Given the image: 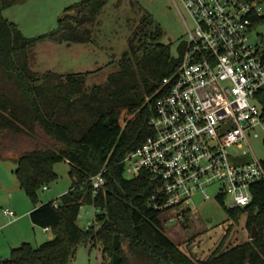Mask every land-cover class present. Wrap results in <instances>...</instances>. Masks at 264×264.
I'll list each match as a JSON object with an SVG mask.
<instances>
[{"label": "trees", "instance_id": "trees-1", "mask_svg": "<svg viewBox=\"0 0 264 264\" xmlns=\"http://www.w3.org/2000/svg\"><path fill=\"white\" fill-rule=\"evenodd\" d=\"M15 2L0 0V155L17 163L19 184L34 204L32 222L52 228L54 237L39 246L23 242L0 264H71L87 242L101 244L105 264H264V180L252 186L249 205L227 209L232 225L245 215L251 234L257 227V237L225 249L221 244L201 259L166 235L163 211L151 200L157 185L149 172L134 177L125 172L127 154L155 133L150 120L157 100L169 91L164 79L175 77L186 41L175 56L171 43L159 41L161 26L146 15L133 30L119 69L88 87L91 71L38 73L31 69L29 51L45 41L90 42L92 31L81 26L101 13L106 0L70 5L58 28L30 38L3 15ZM258 23H264V15ZM260 96L264 109V91ZM39 133L47 140L32 147L16 150L8 143L19 134ZM59 161L69 162L72 185L39 204L38 190L58 178ZM103 169L106 183L95 190L90 178ZM84 204L99 209L97 221L85 228L78 222Z\"/></svg>", "mask_w": 264, "mask_h": 264}, {"label": "built area", "instance_id": "built-area-1", "mask_svg": "<svg viewBox=\"0 0 264 264\" xmlns=\"http://www.w3.org/2000/svg\"><path fill=\"white\" fill-rule=\"evenodd\" d=\"M182 2L195 25L188 27L187 50L175 77L164 79L170 87L150 120L155 133L124 158L129 177L147 170L156 182L153 205L163 215L175 210L176 217L163 218L167 224L185 222L197 211L195 194L212 198L210 186H218L216 198L230 209L249 205L252 186L264 180V159L254 155L248 139L264 125V109L254 103L264 91V37L251 34L264 15V0ZM243 143L250 160L230 152ZM105 172L90 178L95 190L105 185ZM97 212L86 227L97 221ZM4 214L16 212L7 208Z\"/></svg>", "mask_w": 264, "mask_h": 264}, {"label": "rangeland", "instance_id": "rangeland-1", "mask_svg": "<svg viewBox=\"0 0 264 264\" xmlns=\"http://www.w3.org/2000/svg\"><path fill=\"white\" fill-rule=\"evenodd\" d=\"M82 0H25L7 6L3 15L18 25L27 38L55 30L66 8ZM146 15L153 18L155 25H160L163 32L159 41L172 44V52L178 55L179 44L186 39L188 27L193 28L194 22L186 11L182 0H106L101 13L81 28L92 31V40L88 43H57L45 41L38 43L29 51L30 66L33 71L44 73L55 71L61 74L91 71L88 87L104 83L109 74L119 69L118 61L124 51L129 48L133 30L143 21ZM76 23V21H74ZM151 30L155 28L152 26ZM254 40L264 37V23H257L251 30ZM259 108L263 107L261 96L254 100ZM259 136L248 135L254 155L264 159V125L257 126ZM16 142L8 141L16 150L19 147H32L47 138L43 133L37 137L19 134ZM8 144V145H9ZM246 143L230 150L240 153L245 160H250L252 153ZM233 161V160H232ZM68 161H59L54 165L58 178L47 183L49 189L42 186L38 190L39 201L55 200L66 193L72 185ZM17 163L10 157L0 155V259L11 255L13 248L23 242L34 246L54 237L52 228L48 231L33 224L29 211L33 202L20 186L16 175ZM218 186H210L206 192L211 199H204V192L194 195L192 205L197 211H191L187 220L176 219L172 223L164 222L165 233L181 247L197 258H206L221 244L223 249L249 240L251 232L243 215L238 224L229 220L227 209L216 198ZM12 209L15 216H6L4 209ZM95 207L84 204L81 207L78 222L83 228L87 221L94 217ZM176 217L175 210L168 211L163 218ZM211 217L212 221L208 218ZM71 264H105L101 244L92 242L81 244Z\"/></svg>", "mask_w": 264, "mask_h": 264}, {"label": "water", "instance_id": "water-1", "mask_svg": "<svg viewBox=\"0 0 264 264\" xmlns=\"http://www.w3.org/2000/svg\"><path fill=\"white\" fill-rule=\"evenodd\" d=\"M19 1L24 2L25 0H19ZM208 220H209V221H212V218L209 217ZM257 235H258V230H257V227L254 225V227H253V231H252V234H251V238H252V239H253V238H256Z\"/></svg>", "mask_w": 264, "mask_h": 264}, {"label": "crops", "instance_id": "crops-1", "mask_svg": "<svg viewBox=\"0 0 264 264\" xmlns=\"http://www.w3.org/2000/svg\"><path fill=\"white\" fill-rule=\"evenodd\" d=\"M42 203H43V201H40V202H39V204H42ZM32 209H33V207H32L30 210H28V211H29V215H30V212H31ZM30 218H31V217H30ZM89 220H90V219H89ZM89 220H88V221H89ZM88 221H87V222H88ZM33 224H34V223H33ZM35 225H36V224H35ZM45 229L48 231V230L50 229V227H46Z\"/></svg>", "mask_w": 264, "mask_h": 264}]
</instances>
